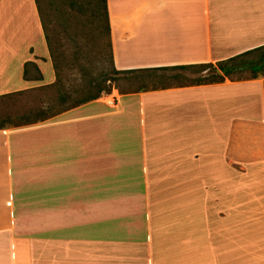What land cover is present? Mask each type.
Returning a JSON list of instances; mask_svg holds the SVG:
<instances>
[{"label":"crops","instance_id":"obj_1","mask_svg":"<svg viewBox=\"0 0 264 264\" xmlns=\"http://www.w3.org/2000/svg\"><path fill=\"white\" fill-rule=\"evenodd\" d=\"M107 2L115 68L176 82L0 129V264H264V77L157 69L264 45V0ZM51 57L36 0H0V97Z\"/></svg>","mask_w":264,"mask_h":264},{"label":"rangeland","instance_id":"obj_2","mask_svg":"<svg viewBox=\"0 0 264 264\" xmlns=\"http://www.w3.org/2000/svg\"><path fill=\"white\" fill-rule=\"evenodd\" d=\"M40 6L47 25L51 58L64 85L56 82L52 87L0 97V125L14 126L15 123H21L24 121L23 115L35 120L53 114L72 103H61L60 91L69 92L92 75L115 74L109 37L102 21L95 15L93 0H41ZM209 70L196 68L193 75L196 79ZM171 73L120 74L112 82L113 90H137L142 85L151 88L174 83L176 81L166 78Z\"/></svg>","mask_w":264,"mask_h":264},{"label":"trees","instance_id":"obj_3","mask_svg":"<svg viewBox=\"0 0 264 264\" xmlns=\"http://www.w3.org/2000/svg\"><path fill=\"white\" fill-rule=\"evenodd\" d=\"M41 14L43 26L45 28V33L47 41L50 47L49 35L47 32V25L43 16V12L40 6L41 0H36ZM95 7V15L99 17L102 21L104 28L109 37V46L111 48L112 55V42H111V26L109 21V12H108V2L107 0H93ZM52 53V52H51ZM112 63L114 67V75H99V76H90L85 83L80 86L72 88L71 91H60V101L65 104L67 102H72L70 106H76L90 100L97 99L102 96V94H110L113 91L114 85L112 84L113 80L117 78V75L120 74H129L135 72H150L151 69H133V70H117L114 66L113 56ZM55 67L56 64H54ZM196 67L199 70L210 69L205 75H200L197 77L194 82L196 83H217L223 82L227 77L232 80H244V79H253L264 77V45L256 47L245 52L239 53L235 56H232L228 59L220 60L217 63H203L198 65H182L177 67H160L158 70H167L172 68H189ZM248 72V75L245 73ZM28 74V70H25V75ZM58 74V71H57ZM59 85H64L62 80L57 75V81ZM148 87L141 86L137 90H145ZM136 90H124L120 89L121 93L133 92ZM67 106V107H68ZM24 121L21 123H15L14 126H19L27 124L30 122H36L39 118L33 121L29 119L28 115H23ZM42 119V118H41ZM5 128V125H0V129Z\"/></svg>","mask_w":264,"mask_h":264},{"label":"built area","instance_id":"obj_4","mask_svg":"<svg viewBox=\"0 0 264 264\" xmlns=\"http://www.w3.org/2000/svg\"><path fill=\"white\" fill-rule=\"evenodd\" d=\"M112 101H114V100H112Z\"/></svg>","mask_w":264,"mask_h":264}]
</instances>
